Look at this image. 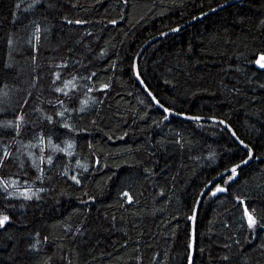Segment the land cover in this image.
<instances>
[{
	"label": "trees",
	"instance_id": "trees-1",
	"mask_svg": "<svg viewBox=\"0 0 264 264\" xmlns=\"http://www.w3.org/2000/svg\"><path fill=\"white\" fill-rule=\"evenodd\" d=\"M227 1L0 0V264H187L199 192L247 153L162 114L132 64ZM261 56L264 0H245L138 62L158 103L254 153L201 202L192 264H264Z\"/></svg>",
	"mask_w": 264,
	"mask_h": 264
},
{
	"label": "water",
	"instance_id": "water-1",
	"mask_svg": "<svg viewBox=\"0 0 264 264\" xmlns=\"http://www.w3.org/2000/svg\"><path fill=\"white\" fill-rule=\"evenodd\" d=\"M245 0H229L227 2H224L218 6H215L203 13H201L200 15L186 21L183 24H180L174 28L162 31L161 33H158L154 36H152L151 38H149L148 40H146L141 47L139 48L133 64H132V72H133V77L135 79V81L137 82V84L139 85V87L141 88V90L144 92V94L147 96V98L150 100V102L153 104V106L159 110L162 114H164L165 116L174 118V119H179V120H184V121H190V122H198V123H211V124H217L222 126L226 132L229 133L230 137L234 140V142L236 143V145L242 149L243 151H245L247 153V157L245 159H243L242 161L228 167L227 169L221 171L220 173L216 174L214 177H212L201 189V191L199 192V195L197 197L196 203H195V207L193 210V214H192V218H191V233H190V245H189V256H188V262L187 264H192L193 258H194V253H195V233H194V228H195V221H196V215H197V211L198 208L201 204V202L203 201V199L205 198V196L211 191V189H213L214 186H216L217 184H219L222 180H224L226 177H228L229 175L232 174V169L236 168V171L242 169V168H246L248 167L251 162L253 161L254 158V153L252 148L245 144L244 142H242L234 133V131L232 130V128L227 124L226 121H224L223 119L217 118V117H206V116H199V115H189V114H183V113H177L175 111H172L166 107H164L163 105H161L160 103H158V101L153 97V95L151 94V92L148 90V88L145 86V84L143 83L142 79L139 76V71H138V62L140 60V58L142 57L143 53L154 43H156L157 41H159L162 38L168 37L170 35H173L175 33L180 32L181 30H183L184 28L189 27L190 25H192L193 23L200 21L204 18H206L207 16H210L228 6H231L233 4H237V3H241ZM167 110V111H166ZM238 166V167H237Z\"/></svg>",
	"mask_w": 264,
	"mask_h": 264
},
{
	"label": "snow or ice",
	"instance_id": "snow-or-ice-1",
	"mask_svg": "<svg viewBox=\"0 0 264 264\" xmlns=\"http://www.w3.org/2000/svg\"><path fill=\"white\" fill-rule=\"evenodd\" d=\"M257 63L259 64V66L261 68H264V56H261L260 59L257 61ZM232 173H233V176H235L236 168L232 169ZM222 191H224L223 188H217L216 189V192H222ZM215 194L216 193H213V195H215ZM7 219H8L7 217H4L3 220H0V225H2ZM255 224H256V220L249 214L248 215V226H249V228H252Z\"/></svg>",
	"mask_w": 264,
	"mask_h": 264
},
{
	"label": "rangeland",
	"instance_id": "rangeland-1",
	"mask_svg": "<svg viewBox=\"0 0 264 264\" xmlns=\"http://www.w3.org/2000/svg\"><path fill=\"white\" fill-rule=\"evenodd\" d=\"M73 85V84H72ZM72 85L69 83V84H66V85H64V86H66V88L65 89H63L62 91L64 92V93H67L69 90H70V88L72 87ZM216 192V191H215ZM214 192V193H215ZM245 217H246V220L248 221V214H247V212H245Z\"/></svg>",
	"mask_w": 264,
	"mask_h": 264
}]
</instances>
